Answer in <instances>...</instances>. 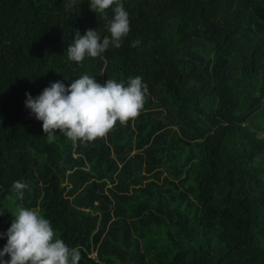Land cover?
Segmentation results:
<instances>
[{
    "label": "trees",
    "instance_id": "16d2710c",
    "mask_svg": "<svg viewBox=\"0 0 264 264\" xmlns=\"http://www.w3.org/2000/svg\"><path fill=\"white\" fill-rule=\"evenodd\" d=\"M123 4L122 46L77 65L75 30L108 35L89 0H0V234L23 206L79 264H264V0ZM83 74L142 77L145 106L87 146L49 144L25 93Z\"/></svg>",
    "mask_w": 264,
    "mask_h": 264
},
{
    "label": "clouds",
    "instance_id": "9594fccd",
    "mask_svg": "<svg viewBox=\"0 0 264 264\" xmlns=\"http://www.w3.org/2000/svg\"><path fill=\"white\" fill-rule=\"evenodd\" d=\"M61 4L66 12H71L77 0H61ZM109 9L111 16L107 14ZM89 10L105 21L108 35L101 37L97 29H88L83 35L75 30L65 51L67 60L77 65L86 57L96 59L109 48H120L131 31L123 0H89ZM139 44L140 40H134L131 47ZM25 96V107L41 122L49 144L57 140L59 133L73 146H87L104 138L117 123L124 126L138 118L146 103L147 85L139 76L130 78L125 85L115 79L100 83L83 74L69 85L56 81L36 97L30 93ZM28 187L27 183L15 181V199L22 200ZM11 217L10 227L0 234V238L7 239L0 250V264H79L80 247H69L59 238L39 209L17 206Z\"/></svg>",
    "mask_w": 264,
    "mask_h": 264
},
{
    "label": "rangeland",
    "instance_id": "374dc122",
    "mask_svg": "<svg viewBox=\"0 0 264 264\" xmlns=\"http://www.w3.org/2000/svg\"><path fill=\"white\" fill-rule=\"evenodd\" d=\"M94 254H92V256H93ZM91 256V255H90Z\"/></svg>",
    "mask_w": 264,
    "mask_h": 264
}]
</instances>
